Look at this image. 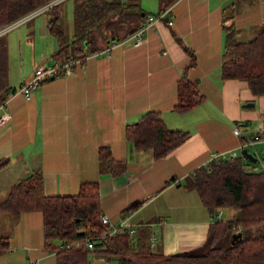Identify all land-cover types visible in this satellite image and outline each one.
<instances>
[{"label":"crops","instance_id":"1","mask_svg":"<svg viewBox=\"0 0 264 264\" xmlns=\"http://www.w3.org/2000/svg\"><path fill=\"white\" fill-rule=\"evenodd\" d=\"M156 2L152 11L157 10ZM171 13L172 24L156 21L143 43L119 41L109 52L95 53L75 66L71 74L40 84L28 98L17 93L7 100L11 117L0 125V159H7L0 168V201L33 171L41 172L46 194H74L80 182L96 180L101 215L113 225L125 219L134 226V234L148 231L151 245L163 253L198 247L214 219L225 213L231 217L227 208H218L221 215L215 217L218 209L210 212L186 178L215 153L239 152L244 138L233 133L235 121H241L247 136L261 139L253 151L247 146L248 152L256 159L264 152V93L252 92L244 79H224L220 74L223 25H231L239 39L251 38L264 26V0H175ZM43 28L48 47L41 65L20 74L17 85L9 82V66L10 86H20L36 68L55 62L51 55L57 40L47 23ZM182 76L194 83L202 98L193 108L177 112L173 106ZM149 110L158 111L168 128L190 132L159 158L150 148L135 149L125 137L126 124ZM100 145H108L114 158L125 159L121 173L98 170ZM2 219L10 227L4 235L11 248L0 253V264H16L15 249L21 250L26 263L54 264V252L43 246L40 211L18 216L0 212ZM92 257L94 264H122Z\"/></svg>","mask_w":264,"mask_h":264},{"label":"trees","instance_id":"2","mask_svg":"<svg viewBox=\"0 0 264 264\" xmlns=\"http://www.w3.org/2000/svg\"><path fill=\"white\" fill-rule=\"evenodd\" d=\"M49 1L0 0V29ZM174 1L158 0L157 10L147 11L139 0H77L72 9L71 35L64 32L57 16L46 21L49 33L57 40L51 56L63 63L68 57L78 58L87 51H99L113 41H122L149 14H159ZM223 28L221 77L244 79L252 92L264 93V26L248 39L236 37L231 25ZM193 62L192 57L188 65ZM8 69L7 49L1 47L0 102L14 88L8 83ZM60 76H64L63 69L42 83ZM201 98L194 83L182 76L177 81L173 109L187 111ZM189 136L187 130L168 128L161 114L153 110L125 126V137L133 147L152 149L154 158L165 156ZM97 155L100 172L119 174L125 169V159L114 158L108 145H100ZM258 161L246 156L214 158L186 178V185L197 190L210 212L218 208L232 212L231 217L216 218L209 224L202 250L163 253L151 245L146 230L132 235L127 230L107 234L108 226L101 221L96 180L80 182L74 194H46L41 172L33 171L10 187L0 201V212L18 216L22 211H40L43 246L54 252V264H90V254L122 264H264V169L257 167ZM6 163L7 159H0V168ZM136 205L131 204L125 211ZM235 231H241V237L232 243ZM86 239L93 240V249L86 246ZM10 248L8 236L0 234V253Z\"/></svg>","mask_w":264,"mask_h":264},{"label":"rangeland","instance_id":"3","mask_svg":"<svg viewBox=\"0 0 264 264\" xmlns=\"http://www.w3.org/2000/svg\"><path fill=\"white\" fill-rule=\"evenodd\" d=\"M77 0H62L57 6L50 8L47 11H41L38 16H29L20 23L14 24L9 27L0 29V48L5 47L7 49V59L8 65L10 66L9 77L10 83L18 84V77L20 74L27 73L30 69L33 70L36 66L41 65L39 62L43 58V50L48 47V38L44 36L43 25L46 23V19L50 17L57 16L60 19V24L65 33L71 35L73 33V17L72 9L73 5ZM140 3L145 4V8L149 10H154L156 6V0H139ZM172 2L170 6L172 7ZM148 10V11H149ZM29 19V20H28ZM45 19V22H44ZM46 35V34H45ZM246 38L247 35L245 36ZM243 37V38H245ZM49 59V56L47 57ZM45 66V65H42ZM14 80V81H12ZM16 86V88H18ZM253 149L250 147V152ZM261 160L259 159L258 165L262 169L264 166V152H261ZM6 215V214H5ZM228 214H223L222 219H225ZM4 217V216H3ZM9 217V216H7ZM7 221L2 219L0 221V234L4 235L10 229L9 225L7 226ZM195 249L202 250L201 245ZM16 253V264H25L27 261H22V252L19 249L14 250ZM89 260L91 264H94L97 261L92 257V254L89 255ZM46 260L38 261L37 264H45ZM53 264V262L51 263ZM98 264H108L107 262L98 263Z\"/></svg>","mask_w":264,"mask_h":264},{"label":"built area","instance_id":"4","mask_svg":"<svg viewBox=\"0 0 264 264\" xmlns=\"http://www.w3.org/2000/svg\"><path fill=\"white\" fill-rule=\"evenodd\" d=\"M58 1H60V0H51L48 3L42 5L41 7L37 8V9L31 11L30 13L20 17L19 19L13 21L12 23L8 24L5 27H9V26H12L14 24H17V23L27 19L31 15L33 16L36 13L44 11L46 8L55 4ZM162 19H165L167 24H169V25L172 24L173 20H172V13H171V6L170 5L166 6L164 9H162L160 11V13L157 15L149 14L147 16L146 20L140 25V27L136 31H134L132 34L128 35L124 40H131L133 45H138L140 43H143L144 41H146L145 32L153 24H155L156 21H159ZM118 43H119V41H113L108 46H106L105 48H103L99 51H95V52L87 51L81 57H78V58L68 57L67 60L64 61L63 63L55 61L52 64L36 68L33 71V73L24 82H22L18 88H13L10 91V93L8 94V96L2 102H0V125L6 124L11 117L10 112L7 110V100L11 96H13L17 93H20L24 97L28 98L30 96L32 90L36 89L42 83V81H44L45 79L51 78L54 75H56L60 69H63V75H69L73 72L75 66L83 65V63L86 61V59H88L89 57H91L95 53L109 52V50L113 46L117 45ZM240 124H241V121H239V120L235 121V123L232 127V131L235 135L244 138V141L239 146V152L230 150L227 152L215 153V155L213 156L212 159H214V158H235L237 156H241V157L245 158V155L242 153V150L245 149L247 146L254 147V144L261 140L257 134L247 136L244 133V131L241 129ZM262 128L264 129V126ZM220 215H221V211H220V209H218L214 213V216L220 217ZM101 221L108 226L107 234H114V233L118 232L119 230H127L131 235L134 234V232H135L134 226L131 223H129L128 221H126L125 219L121 220L118 225H113L111 223V221L109 220L108 216L105 214H102L101 215ZM85 243L89 249L94 248L92 239H86ZM67 246H69V245H67ZM31 263L32 262H28L26 264H31Z\"/></svg>","mask_w":264,"mask_h":264},{"label":"water","instance_id":"5","mask_svg":"<svg viewBox=\"0 0 264 264\" xmlns=\"http://www.w3.org/2000/svg\"><path fill=\"white\" fill-rule=\"evenodd\" d=\"M242 153L249 158H252L253 160L256 159V157L254 155H252L250 152H248V150L245 148L242 150ZM241 237V231H235L232 233L231 235V242L233 243L237 238Z\"/></svg>","mask_w":264,"mask_h":264}]
</instances>
